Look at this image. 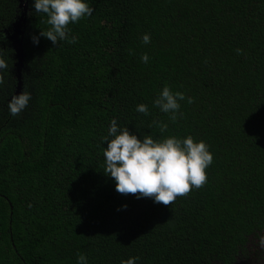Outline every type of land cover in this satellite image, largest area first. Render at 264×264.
Returning a JSON list of instances; mask_svg holds the SVG:
<instances>
[{
	"label": "trees",
	"instance_id": "16d2710c",
	"mask_svg": "<svg viewBox=\"0 0 264 264\" xmlns=\"http://www.w3.org/2000/svg\"><path fill=\"white\" fill-rule=\"evenodd\" d=\"M23 1L18 92L9 36L24 9L0 0V264H76L78 253L88 264H230L264 236V0H88L93 15L69 25L76 42L55 46L32 42L49 26ZM165 86L194 101H180L174 123L153 106ZM23 91L31 100L12 117ZM112 119L138 136L203 140L206 183L172 205L118 193L103 171Z\"/></svg>",
	"mask_w": 264,
	"mask_h": 264
},
{
	"label": "clouds",
	"instance_id": "9594fccd",
	"mask_svg": "<svg viewBox=\"0 0 264 264\" xmlns=\"http://www.w3.org/2000/svg\"><path fill=\"white\" fill-rule=\"evenodd\" d=\"M32 7L35 13L46 15L45 22L49 26L31 37L35 45H39L41 38L48 39L54 46L62 41L75 43L77 37L71 34L69 25L94 13L88 0H32ZM150 42V34L145 33L142 43ZM140 60L148 63V54L144 53ZM5 69L7 64L0 60V70ZM0 84H3L2 80ZM185 99L189 104L194 102L184 93L173 92L165 86L156 96L153 106L169 114L174 123L181 109L180 101ZM30 100L31 94L27 91L13 95L7 105L10 115L18 116ZM136 111L149 115L147 104H138ZM156 126L160 127L161 133L167 130V124ZM106 142L103 171L114 180L115 190L124 195L135 194L137 199L152 198L155 203L164 205H172L177 197L187 195L193 188H201L207 181L206 169L213 163V154L203 140H196L191 135L160 139H154L148 133L138 136L128 127H121L116 119L110 121L107 135L102 137V143L105 145ZM138 260L139 257H130L121 264H137ZM76 264H88L87 257L78 253Z\"/></svg>",
	"mask_w": 264,
	"mask_h": 264
},
{
	"label": "flooded vegetation",
	"instance_id": "af4514ba",
	"mask_svg": "<svg viewBox=\"0 0 264 264\" xmlns=\"http://www.w3.org/2000/svg\"><path fill=\"white\" fill-rule=\"evenodd\" d=\"M230 264H264V236L250 235L248 240L240 245L235 259Z\"/></svg>",
	"mask_w": 264,
	"mask_h": 264
},
{
	"label": "water",
	"instance_id": "95a60500",
	"mask_svg": "<svg viewBox=\"0 0 264 264\" xmlns=\"http://www.w3.org/2000/svg\"><path fill=\"white\" fill-rule=\"evenodd\" d=\"M21 7L24 9L23 16L20 20L16 21L13 25V33L9 36V39L12 41V46L15 50V55L17 61L15 62L16 66V74L19 81L18 84V92H20V89L22 87V69L24 67V60H25V52H24V43H23V37L25 32L22 30L23 24H26V18L28 12V3H24L23 0H21Z\"/></svg>",
	"mask_w": 264,
	"mask_h": 264
},
{
	"label": "rangeland",
	"instance_id": "374dc122",
	"mask_svg": "<svg viewBox=\"0 0 264 264\" xmlns=\"http://www.w3.org/2000/svg\"><path fill=\"white\" fill-rule=\"evenodd\" d=\"M25 3H27V2H25Z\"/></svg>",
	"mask_w": 264,
	"mask_h": 264
}]
</instances>
